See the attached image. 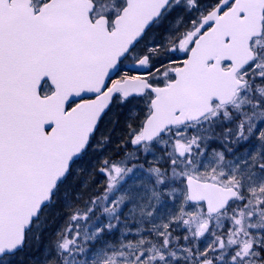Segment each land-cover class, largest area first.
<instances>
[{
	"label": "snow or ice",
	"instance_id": "obj_1",
	"mask_svg": "<svg viewBox=\"0 0 264 264\" xmlns=\"http://www.w3.org/2000/svg\"><path fill=\"white\" fill-rule=\"evenodd\" d=\"M0 264H264V0H0Z\"/></svg>",
	"mask_w": 264,
	"mask_h": 264
}]
</instances>
